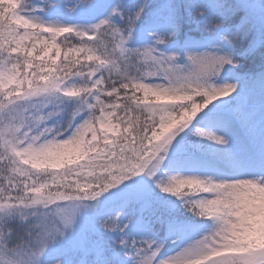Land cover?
Returning a JSON list of instances; mask_svg holds the SVG:
<instances>
[{"label": "snow or ice", "instance_id": "snow-or-ice-1", "mask_svg": "<svg viewBox=\"0 0 264 264\" xmlns=\"http://www.w3.org/2000/svg\"><path fill=\"white\" fill-rule=\"evenodd\" d=\"M0 264H264V0H0Z\"/></svg>", "mask_w": 264, "mask_h": 264}]
</instances>
